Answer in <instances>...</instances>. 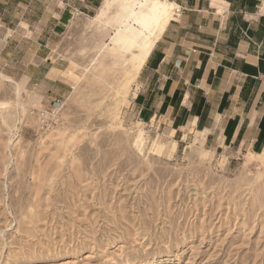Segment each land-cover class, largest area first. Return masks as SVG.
<instances>
[{
	"label": "rangeland",
	"instance_id": "1",
	"mask_svg": "<svg viewBox=\"0 0 264 264\" xmlns=\"http://www.w3.org/2000/svg\"><path fill=\"white\" fill-rule=\"evenodd\" d=\"M105 1L0 0V264H264V152L150 107L145 64L126 85L110 37L142 0Z\"/></svg>",
	"mask_w": 264,
	"mask_h": 264
},
{
	"label": "crops",
	"instance_id": "2",
	"mask_svg": "<svg viewBox=\"0 0 264 264\" xmlns=\"http://www.w3.org/2000/svg\"><path fill=\"white\" fill-rule=\"evenodd\" d=\"M167 1L180 13L157 30L139 74L147 104L186 102L187 124L214 151L264 152V0ZM53 19L55 33L63 12Z\"/></svg>",
	"mask_w": 264,
	"mask_h": 264
},
{
	"label": "bare ground",
	"instance_id": "3",
	"mask_svg": "<svg viewBox=\"0 0 264 264\" xmlns=\"http://www.w3.org/2000/svg\"><path fill=\"white\" fill-rule=\"evenodd\" d=\"M110 1L106 0L102 8H100L97 15L98 19L105 16L107 8L109 10L110 5H112V2L110 4ZM137 8V11L132 10L118 16L119 26L115 30L114 35L110 37V41L113 45L111 50L117 54L120 53L119 56L114 59L116 63L122 65L121 67L123 76L126 79V85L135 78L139 70L145 64V61L151 51V40L154 37L155 32L158 29H161L165 22L169 19L170 12V5L167 0H152L149 5H147L146 0H142L139 2ZM135 24L138 25L137 29L133 28ZM145 33L146 36L140 40L141 36ZM132 49H135V52H132ZM126 54H129L128 58L125 56ZM114 59L112 62H114ZM99 61L102 62V60ZM110 66L113 65L110 63ZM104 70L105 69H103V71Z\"/></svg>",
	"mask_w": 264,
	"mask_h": 264
},
{
	"label": "built area",
	"instance_id": "4",
	"mask_svg": "<svg viewBox=\"0 0 264 264\" xmlns=\"http://www.w3.org/2000/svg\"><path fill=\"white\" fill-rule=\"evenodd\" d=\"M180 9L174 12L175 18H178ZM61 100H52L48 106L36 111V117L42 130H48L53 127L55 120L61 108Z\"/></svg>",
	"mask_w": 264,
	"mask_h": 264
}]
</instances>
